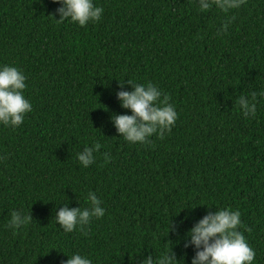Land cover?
<instances>
[{
  "label": "trees",
  "instance_id": "1",
  "mask_svg": "<svg viewBox=\"0 0 264 264\" xmlns=\"http://www.w3.org/2000/svg\"><path fill=\"white\" fill-rule=\"evenodd\" d=\"M94 3L101 20L80 27L56 20L55 0H0V64L24 72L32 104L19 127L0 125V264H62L74 252L140 264L171 247L191 264L186 231L225 207L240 210L254 264H264V100L250 120L235 104L264 87V0L228 13L223 37L226 14L199 12L195 0ZM128 79L158 85L175 105L163 139L118 137L111 116L131 113L116 95L120 81L132 90ZM93 143L83 168L76 154ZM89 191L105 215L63 232L55 210L86 207ZM14 209L33 217L16 235L6 227Z\"/></svg>",
  "mask_w": 264,
  "mask_h": 264
},
{
  "label": "clouds",
  "instance_id": "2",
  "mask_svg": "<svg viewBox=\"0 0 264 264\" xmlns=\"http://www.w3.org/2000/svg\"><path fill=\"white\" fill-rule=\"evenodd\" d=\"M55 2L59 5L56 9L59 19H55L58 22L67 20L80 27L99 22L104 13L103 7L94 3V0H55ZM195 3L199 12L207 13L215 9L226 14L224 22L217 29V35L223 37L236 19L234 15L227 14L246 5L247 0H199L198 3L195 0ZM26 80L27 76L17 66L0 64V125L15 129L24 122L25 115L32 111L31 101L24 94L27 88ZM124 82L120 81L122 90L116 95L121 107L130 109L131 113L111 116V121L119 133L118 137H122L129 144L141 145L151 144L150 138L153 135L163 139L172 131L178 119L176 107L170 102V97L150 81L137 83L128 79L127 83L133 86L130 91L123 90ZM258 98L264 100V87L247 95H240L236 99L238 111L246 120L257 116L260 102ZM100 147L99 143H93L78 151L76 158L80 166L87 168L93 164L94 153L98 152ZM104 157L106 160L111 158L108 153H104ZM85 201L86 207H81L80 203L78 207H69L67 203L55 210V222L63 232H83L93 219H100L105 215L106 210L94 191L87 193ZM32 219L31 213L14 209L9 213L6 227L16 235L28 226ZM183 222L182 220L180 223ZM241 226L239 209L217 208L215 212L209 211L203 215L184 236V248L192 247L194 250L191 264H254L255 250L239 230ZM173 227L170 223L169 230ZM66 255L68 258L63 260L62 264H93L87 255L78 252ZM181 259L177 258L171 247L170 250L164 249L156 253L155 258L152 255L144 257L140 264H178Z\"/></svg>",
  "mask_w": 264,
  "mask_h": 264
}]
</instances>
